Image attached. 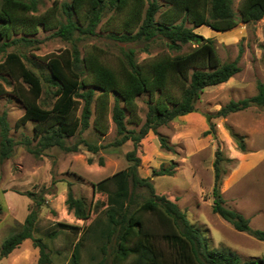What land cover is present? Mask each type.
<instances>
[{"label":"trees","instance_id":"trees-1","mask_svg":"<svg viewBox=\"0 0 264 264\" xmlns=\"http://www.w3.org/2000/svg\"><path fill=\"white\" fill-rule=\"evenodd\" d=\"M233 1L62 0L59 6L63 17L54 18L56 5L37 13L40 0H0V77L7 80L10 75L16 82L13 91L24 103L20 121L45 122L44 125L36 123L33 136H26L19 142L36 156L53 146L77 150L79 144H83L93 152L105 147L80 135L89 127L94 95L100 90L102 94L112 91L114 95L111 117L116 136L108 144L118 146L130 139L133 145L125 152L128 166L94 184V190H104L106 198L104 207L99 210L103 213L93 222L84 226L57 221L56 227L48 230L45 237L37 235L36 222L46 190L37 194L28 190L26 194L33 199V204L20 228L2 240L0 256L8 255L22 240L30 237L38 248L36 264H60L53 254L60 258L61 250L50 248L47 240L64 232L72 247L65 264H80L81 248L87 237L97 241L90 255L94 264H264V255L241 261L236 253L224 246H210L203 229L189 220L176 201L158 193L150 177L141 176L137 169L140 163L137 149L147 132L158 135L161 147L173 150V143L158 131V126L196 110L204 87L226 81L240 70L238 56L222 61L213 39L195 31L203 24L226 31L235 27L238 21L249 22L264 16V0H239L238 15L233 9ZM108 11L123 14V30L119 33L108 31L113 39L142 41L145 51L156 38H162L169 48L176 50L189 42L194 45L187 51L159 54L146 62L138 61L137 49L128 46L122 50L119 70H114L97 53L82 52L78 44L82 38L96 33L98 22ZM39 24L43 28H53L50 35L70 43L57 53L42 57L48 68L43 76L44 71L28 53L30 47L38 48L42 41L35 35ZM256 88V93L250 96L230 99L218 109L206 112L209 129L205 132H213V117L256 104L264 105V80H258ZM172 89L177 92L173 93ZM3 92L5 89L0 83V93ZM142 93L149 95L144 119L138 128L128 127L127 113L132 112L135 97ZM79 100L82 104L76 115ZM75 133L79 138L67 144L66 138ZM233 136L244 150L243 137L235 133ZM34 138L36 141L32 143ZM14 144L6 111H2L0 160L10 156ZM223 160L230 158L217 148L213 162L212 211L237 230L264 240V229L251 227L248 217L224 204L219 189L225 172ZM99 163L103 164L102 157ZM172 165L152 168V174H171ZM110 181L114 184L112 189L107 188ZM67 187V208L76 217L86 220L93 205L84 196L74 195L70 181ZM139 187H145L146 193H141ZM99 200L96 199L94 204Z\"/></svg>","mask_w":264,"mask_h":264},{"label":"rangeland","instance_id":"rangeland-1","mask_svg":"<svg viewBox=\"0 0 264 264\" xmlns=\"http://www.w3.org/2000/svg\"><path fill=\"white\" fill-rule=\"evenodd\" d=\"M60 1L62 0H40L37 13L56 5L54 18H62ZM238 2L239 0L233 1V9L237 15ZM122 18V12H106L95 28L96 33L78 41L81 51L97 53L104 63L118 71L122 50L128 46L137 49L138 61L146 62L159 54L187 51L194 45L189 42L176 50L169 48L162 38H156L145 51L142 49V41L134 43L113 39L108 31L121 32ZM52 29L43 28L39 24L35 35L42 41L38 48L28 49L37 66L44 71L42 76L48 72L46 60L42 57L57 53L70 45L58 36L50 35ZM195 31L213 39L222 61L233 60L238 56L240 70L226 81L204 87L196 102V110L181 114L158 126V131L173 143V150L161 147L158 135L153 131L147 132L137 149L140 156L137 169L141 176L150 177L158 193L176 201L189 220L203 229L210 246H224L244 261L264 255V240L247 231L237 230L212 211L213 162L217 148L221 149L225 157L230 158L222 161L225 172L219 189L224 204L248 217L251 227L264 229V105L256 104L224 116L213 117V132H205L209 129L205 113L218 109L230 99L256 93L257 81L264 80V16L249 22L238 21L235 27L226 31H218L204 24L196 27ZM0 83L5 89V92L0 93V113L6 111L9 134L15 139L10 156L0 160V244L6 236L20 228L29 207L32 206L33 199L26 194L28 190L36 194L46 190L44 202L38 212L35 231L37 235L45 237L48 230L56 227L57 221L84 226L93 222L97 215L103 213L99 210L104 207L106 198L104 190H94V184L127 167L129 161L125 152L133 146L130 139L118 146L108 144L116 136L111 117L114 96L112 91L105 94L100 90L96 91L89 127L80 133L105 147L93 152L83 144H79L77 150H63L53 146L36 156L19 141L26 136H33L36 123L44 125L45 122L35 119L20 121L24 103L13 91L15 80L7 75V80L0 77ZM171 91L177 92L175 89ZM148 97L147 93L135 97V107L125 118L128 127L138 128L142 123ZM81 104L82 100H79L76 115L80 112ZM233 133L243 137L244 150L239 147ZM78 138L79 134L75 133L66 138V143H73ZM35 141L34 138L32 143ZM100 157L103 158V164L99 163ZM170 163H173L171 174H152V168L169 166ZM68 181L72 183L75 196H84L93 205L90 217L86 220L76 217L66 206ZM113 187L112 181L107 183L108 189ZM138 190L146 193L145 187H139ZM96 199H100L99 203L94 204ZM47 242L50 248L61 250L60 258L53 254L58 263L68 262L72 247L66 241L64 232L52 239L48 238ZM96 244L97 241L91 237L85 239L81 248L80 264H94L90 255ZM37 257L38 248L27 237L8 255L0 256V264H36Z\"/></svg>","mask_w":264,"mask_h":264}]
</instances>
